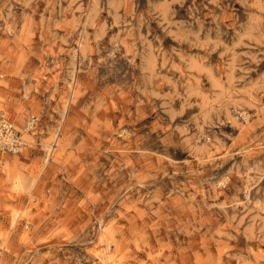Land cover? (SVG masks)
Listing matches in <instances>:
<instances>
[{"label": "clouds", "instance_id": "obj_1", "mask_svg": "<svg viewBox=\"0 0 264 264\" xmlns=\"http://www.w3.org/2000/svg\"><path fill=\"white\" fill-rule=\"evenodd\" d=\"M0 264H264V0H0Z\"/></svg>", "mask_w": 264, "mask_h": 264}, {"label": "rangeland", "instance_id": "obj_2", "mask_svg": "<svg viewBox=\"0 0 264 264\" xmlns=\"http://www.w3.org/2000/svg\"><path fill=\"white\" fill-rule=\"evenodd\" d=\"M56 179H57V177H53V182H55ZM75 222L79 223V217L76 218Z\"/></svg>", "mask_w": 264, "mask_h": 264}]
</instances>
